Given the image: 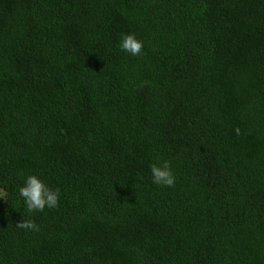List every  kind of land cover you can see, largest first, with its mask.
<instances>
[{
	"label": "trees",
	"instance_id": "16d2710c",
	"mask_svg": "<svg viewBox=\"0 0 264 264\" xmlns=\"http://www.w3.org/2000/svg\"><path fill=\"white\" fill-rule=\"evenodd\" d=\"M0 264H264V0H0Z\"/></svg>",
	"mask_w": 264,
	"mask_h": 264
},
{
	"label": "clouds",
	"instance_id": "9594fccd",
	"mask_svg": "<svg viewBox=\"0 0 264 264\" xmlns=\"http://www.w3.org/2000/svg\"><path fill=\"white\" fill-rule=\"evenodd\" d=\"M143 47V42L138 40L134 34L123 36L120 43V48L133 56L141 55ZM235 131L237 134L240 133L239 128ZM151 173L154 183L168 187L174 186L175 176L167 161L162 165L152 164ZM19 194L24 199L29 212L44 211L46 207L55 208L59 205V190H52L35 175L27 177L24 186L19 189ZM16 227L39 231V226L32 220H22Z\"/></svg>",
	"mask_w": 264,
	"mask_h": 264
}]
</instances>
